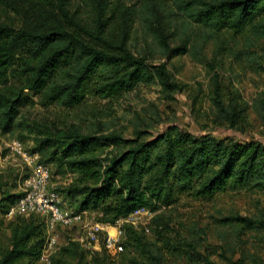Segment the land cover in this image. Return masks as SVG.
Instances as JSON below:
<instances>
[{
  "label": "trees",
  "instance_id": "trees-1",
  "mask_svg": "<svg viewBox=\"0 0 264 264\" xmlns=\"http://www.w3.org/2000/svg\"><path fill=\"white\" fill-rule=\"evenodd\" d=\"M136 23L146 49L152 48L147 43L151 40L168 58L187 52L186 35L192 25L208 32L223 51L222 32L264 40V0H0L1 134L19 129L15 140L23 146L32 142L24 150L37 154L38 162L49 168L50 183L54 175H73L71 184L53 187L55 192L68 209L83 213V219L96 212L93 222L102 225L115 226L137 209L170 208L183 196L207 201L227 191L264 192V144L254 139L198 136L175 126L153 135L149 122L145 129L136 124L132 135L125 137L92 125L63 128L27 121L23 109L34 104L73 109L85 104L87 97H118L150 81L167 94L180 90L165 65H151L149 53L135 51L131 39ZM175 29L185 37L171 48ZM245 55L244 62L264 73L261 56L253 51ZM212 81L217 118L235 129L243 121V111L226 105L216 75ZM256 107L264 123L263 97ZM6 181L0 173V214L22 196L18 183L8 190ZM218 221L230 228H235L234 221L245 229L264 226L237 216ZM7 228L10 236L7 248L0 249V264H38L48 240L44 219L36 214L15 216ZM76 229L82 233V225L57 227L66 234ZM121 230L123 251L117 254L121 264H166L167 255L187 264H248L243 255L225 256L224 262L211 259L209 251H199L197 233L194 237L174 233L159 214L149 229L124 223ZM148 231L151 240L146 238ZM66 238L45 264L111 263L105 232L98 237L99 252Z\"/></svg>",
  "mask_w": 264,
  "mask_h": 264
},
{
  "label": "rangeland",
  "instance_id": "rangeland-1",
  "mask_svg": "<svg viewBox=\"0 0 264 264\" xmlns=\"http://www.w3.org/2000/svg\"><path fill=\"white\" fill-rule=\"evenodd\" d=\"M132 1L135 2L130 0ZM177 27V30H180V25L177 24ZM134 28L137 30L131 41L135 51L149 53L148 56L152 57L149 61L151 65H165L173 81L181 86L180 90L167 94L156 81H150L141 83L131 92L118 97L107 99L87 97L85 104L73 109L59 106L43 108L34 104L23 109L27 121L32 124H53L63 128L72 124L82 128L92 125L100 127L104 132H121L125 137L132 135L136 124L138 127L144 126L145 129V123L149 122L151 125L148 131L153 135L175 126L193 135H212L218 138L230 136L245 142L254 139L264 144V123L259 118L256 107L260 98H264V73H257L253 64L244 62L245 53L248 51H253L264 59L262 51L264 40L255 42L247 33L222 32L220 41L223 51H219L217 41L208 32L192 25L186 35L189 39L187 52L168 58L158 52L151 40L147 43L152 48L146 49L139 23L134 24ZM177 30H174V37L169 41L171 48L177 46L185 37ZM214 75L217 76L225 104L238 105V109L243 111V121L235 129L228 128L226 123L217 118L211 100ZM18 131L19 129L14 134L5 135L0 132V145L15 140ZM31 146L32 142L29 140L23 148ZM4 155L0 161V173L4 180L7 179V188L11 190L12 185L18 183V179L25 175L26 171L18 157ZM73 180L74 177L70 174L54 175L51 185L62 189ZM158 214L169 223L174 233L179 232L187 237H194L193 234L197 233L198 241L202 243L199 251H209L212 254L211 259L215 261L224 262L225 256L238 259L243 255L248 264H264V226L257 230L245 229L244 224L234 221L232 226L235 228H230L222 227L218 221L225 217L237 216L264 223V192L227 191L207 201H196L183 196L172 207L150 211L149 215L142 217L139 220L140 229L143 227L149 229L152 219ZM96 216V212H89L84 215V221L93 222ZM12 219L7 217V213L0 214L3 223L0 227V249L7 248L10 236L7 227ZM239 227L242 229L239 230ZM107 232L113 235L115 231L110 228ZM56 233L57 245L53 251L58 245L66 244V237L78 240L82 235L77 229L67 234L58 231ZM46 235L47 233L45 239ZM145 235L148 240L153 239L150 231ZM91 250L99 252V245ZM107 254L111 258L110 264H121L119 256L113 252ZM88 258H91V255H88ZM165 258L166 264H187L172 255Z\"/></svg>",
  "mask_w": 264,
  "mask_h": 264
},
{
  "label": "built area",
  "instance_id": "built-area-1",
  "mask_svg": "<svg viewBox=\"0 0 264 264\" xmlns=\"http://www.w3.org/2000/svg\"><path fill=\"white\" fill-rule=\"evenodd\" d=\"M3 149L7 150L4 151L5 154L18 157L26 171L25 175L18 179L17 190L22 193V196L9 209L7 217L13 218L15 216L36 214L44 219L49 236L40 258L42 262L47 263L49 256L54 252L53 249L57 244L56 232L58 226L74 228L82 225V235L78 238V241L86 249L97 246L99 234L105 232L107 251L117 255L123 251L122 225L127 223L138 229L140 228L139 220L150 213L145 208L137 209L128 215L125 220H120L115 226L85 222L83 213H75L68 209L65 201L55 192L50 183L49 168L38 162L37 154H29L17 140L3 143L0 145V153L3 152ZM110 228L115 231L113 235L107 232V229Z\"/></svg>",
  "mask_w": 264,
  "mask_h": 264
},
{
  "label": "crops",
  "instance_id": "crops-1",
  "mask_svg": "<svg viewBox=\"0 0 264 264\" xmlns=\"http://www.w3.org/2000/svg\"><path fill=\"white\" fill-rule=\"evenodd\" d=\"M113 230V229H112Z\"/></svg>",
  "mask_w": 264,
  "mask_h": 264
}]
</instances>
